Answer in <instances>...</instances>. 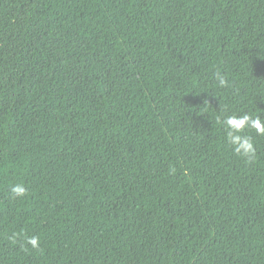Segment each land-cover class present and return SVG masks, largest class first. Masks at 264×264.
I'll return each instance as SVG.
<instances>
[{
    "label": "trees",
    "instance_id": "trees-1",
    "mask_svg": "<svg viewBox=\"0 0 264 264\" xmlns=\"http://www.w3.org/2000/svg\"><path fill=\"white\" fill-rule=\"evenodd\" d=\"M245 113L264 0H0V264H264Z\"/></svg>",
    "mask_w": 264,
    "mask_h": 264
},
{
    "label": "clouds",
    "instance_id": "clouds-1",
    "mask_svg": "<svg viewBox=\"0 0 264 264\" xmlns=\"http://www.w3.org/2000/svg\"><path fill=\"white\" fill-rule=\"evenodd\" d=\"M221 86L226 84V81L220 80ZM227 144L231 146L233 152L248 161H251L255 156L256 148L254 141L250 135L245 134L246 129H252L256 134L264 136V119L260 116H253L249 113L242 115L226 116L221 121ZM14 198H22L26 195V188L23 184H15L10 189ZM26 243L32 247H38L39 241L37 237H28Z\"/></svg>",
    "mask_w": 264,
    "mask_h": 264
}]
</instances>
